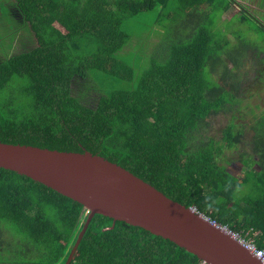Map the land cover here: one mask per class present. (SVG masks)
Masks as SVG:
<instances>
[{
	"label": "trees",
	"instance_id": "obj_1",
	"mask_svg": "<svg viewBox=\"0 0 264 264\" xmlns=\"http://www.w3.org/2000/svg\"><path fill=\"white\" fill-rule=\"evenodd\" d=\"M232 2L8 0L12 40L23 27L29 41L0 54V141L104 156L263 247L264 106L246 93L248 58L263 52L237 37L232 43L218 24ZM156 11L155 31L141 38L148 55L129 61L137 18ZM209 63L230 81L220 98L183 103L162 94L169 72L196 78ZM82 72L99 81L94 106L72 87ZM219 113L231 121L216 138L211 119ZM245 115L261 168L238 181L217 159L240 143L245 128L237 121ZM88 214L82 203L0 167V264H65ZM70 264L207 263L170 239L97 213Z\"/></svg>",
	"mask_w": 264,
	"mask_h": 264
},
{
	"label": "water",
	"instance_id": "obj_2",
	"mask_svg": "<svg viewBox=\"0 0 264 264\" xmlns=\"http://www.w3.org/2000/svg\"><path fill=\"white\" fill-rule=\"evenodd\" d=\"M0 167L43 183L87 208V220L65 264L72 261L97 213L170 239L207 264H263L205 214L173 200L125 167L88 150L66 151L0 141Z\"/></svg>",
	"mask_w": 264,
	"mask_h": 264
},
{
	"label": "rangeland",
	"instance_id": "obj_3",
	"mask_svg": "<svg viewBox=\"0 0 264 264\" xmlns=\"http://www.w3.org/2000/svg\"><path fill=\"white\" fill-rule=\"evenodd\" d=\"M7 3L8 0H0V10H3L0 11V54L2 56L22 50L24 43L29 41L28 32L23 27L19 29L15 41H13L14 38H11L13 36L11 32L15 31V27L13 21H11L13 17L8 16L9 5ZM156 19H158L157 11L154 14L144 12L137 18L136 31H138V34H134L130 43L134 44V48L126 54L129 61L134 62L144 59L148 55L149 52H141V48L146 44L141 38L146 40L147 34L155 31L154 26L159 22ZM219 21L218 24L223 28L224 33L232 43L236 41L234 37H237L246 43V47L247 44L250 46L255 45L258 51L263 52L259 55L252 52L248 58L250 60L247 63V68L250 78L246 83V93L248 96L251 94V102L258 104V106H264V0H233L228 12ZM165 22H169V20H165ZM142 32L143 35L139 34ZM11 41H13V45H9ZM226 62L228 66H233L231 61L226 59ZM98 84L99 81L95 80L92 75H86V72H82L72 79L74 90L85 93L91 106L96 104V100L101 93ZM229 85L230 81L222 76L220 69L209 63L196 78L169 72L166 76L162 94L187 103V99L194 97L220 98ZM230 121L231 117L224 113L212 116L210 133L219 138L222 130ZM237 122L245 128L240 143L233 148L225 149L218 156L217 161L226 167L231 177L241 181L246 170L260 169L261 166L256 162L258 154L254 151V145L257 137L251 128V116L245 115L239 118ZM248 238L251 239V237Z\"/></svg>",
	"mask_w": 264,
	"mask_h": 264
},
{
	"label": "built area",
	"instance_id": "obj_4",
	"mask_svg": "<svg viewBox=\"0 0 264 264\" xmlns=\"http://www.w3.org/2000/svg\"><path fill=\"white\" fill-rule=\"evenodd\" d=\"M207 217L210 219V221L213 224L224 227L229 233H231L235 238H237L245 247H247L254 255H256L264 264V246L259 247L253 238L250 239L248 237H245L240 232H235L231 230L228 226L219 223L217 220L211 219L209 216ZM263 243H264V239H263Z\"/></svg>",
	"mask_w": 264,
	"mask_h": 264
},
{
	"label": "crops",
	"instance_id": "obj_5",
	"mask_svg": "<svg viewBox=\"0 0 264 264\" xmlns=\"http://www.w3.org/2000/svg\"><path fill=\"white\" fill-rule=\"evenodd\" d=\"M154 28H155V26H154ZM162 30V29H161ZM162 32H163V30H162Z\"/></svg>",
	"mask_w": 264,
	"mask_h": 264
}]
</instances>
